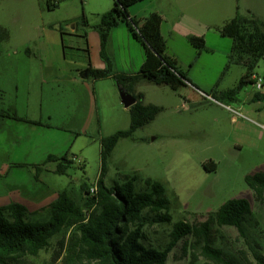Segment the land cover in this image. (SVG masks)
<instances>
[{
	"label": "rangeland",
	"instance_id": "374dc122",
	"mask_svg": "<svg viewBox=\"0 0 264 264\" xmlns=\"http://www.w3.org/2000/svg\"><path fill=\"white\" fill-rule=\"evenodd\" d=\"M80 1L92 23L109 10L111 2L55 0L49 11L47 0H0V27L9 33L8 39L0 38V205L19 202L31 218L46 219L47 205L63 190L83 207L99 175L101 137L130 124L129 111L112 78L96 80L93 85L87 79L90 88L84 89L86 80L79 73L87 60L75 50L83 43L79 36L65 35L73 49H66L64 56L59 27L68 24L71 29L79 22ZM209 2L213 7L207 10L197 0L190 12L212 22L215 31L234 14L236 6L240 13L250 11L264 22V0ZM240 70L244 68L234 66L227 79L231 81ZM263 71L260 60L255 73ZM140 84L145 103L168 107L138 128L132 138L118 141L108 161L105 184L138 175L137 189L145 187L146 178L165 188L171 220L162 222L149 213V224L143 228L144 241L160 249L170 243L178 221L197 227L209 221L206 237L186 236L187 242H177L165 264H257L256 256H264V193L257 197L244 177L264 170V107L262 102L251 101L255 92L264 93V85L257 90L255 84L247 83L236 101L222 105L199 98L182 106L183 89L175 92L166 85ZM50 155L57 159L47 161ZM209 160L217 164L213 172L203 167ZM57 168L64 173L57 174ZM233 198H244L250 204L241 231L218 225L210 216ZM78 242L77 227L65 228L37 255L25 256L21 264H65L68 245ZM205 245L220 249L225 263L215 261ZM79 264L96 263L82 260Z\"/></svg>",
	"mask_w": 264,
	"mask_h": 264
},
{
	"label": "trees",
	"instance_id": "16d2710c",
	"mask_svg": "<svg viewBox=\"0 0 264 264\" xmlns=\"http://www.w3.org/2000/svg\"><path fill=\"white\" fill-rule=\"evenodd\" d=\"M110 10L100 15L99 22L90 25L85 15L81 16L79 24L82 27L93 28L99 36L100 58L105 63L102 69H85L88 78L93 81L112 78L119 90L131 94L135 103L128 107L130 124L126 129L116 130L112 134L100 139V171L95 189L91 197H86L83 207L75 203L66 190L60 192L47 205V218H31L27 208L19 202L0 205V264H21L25 256H35L49 245V240L65 228L76 226L79 231V242L68 245L63 259L65 264H79L82 260L96 264H165L168 253L177 242L186 243V236H207L209 221L199 225H189L184 221L175 223L171 232V241L159 248L145 242L143 228L149 224V213L159 221H170L169 200L165 188L151 178L144 179L145 187L137 189L134 182L137 176H126L122 182L114 181L105 184L108 173V161L113 149L120 139L132 138L133 133L140 127L152 121L164 107L152 103H144V95L135 91L140 81H147L157 85H166L178 92L188 84H192L186 74L179 68L177 62L166 52V42L161 34L162 17L158 13H151L142 23L129 17L128 9L144 0H112ZM47 7L52 4L48 1ZM120 23H126L145 47L146 57L140 69L135 73H123L114 68L113 58L108 51L110 33ZM135 26V28H133ZM62 47L73 49L65 42L68 33L59 27ZM222 36L231 39V47L227 62L222 72L223 77L231 65H240L244 73L238 82L227 90H219L218 83L208 92L202 91L213 100L226 103L235 101L240 89L247 83L254 84L253 75L260 60L264 61V22L250 11L242 14L236 6L235 14L220 28ZM81 37L85 41L83 48H75L89 61L90 50L86 42V31L83 29ZM0 38L8 39L7 29L0 27ZM189 42L200 53L206 48L202 36L190 35ZM66 57V56H65ZM264 85V71L261 74ZM252 102H262L264 107V93L255 92ZM17 120H24L14 116ZM63 158V157H62ZM56 160L50 155L47 161ZM59 159V158H58ZM208 172H213L217 164L213 160L203 163ZM63 174L62 169L55 170ZM246 185L254 191L257 197L264 193V170L247 174L244 177ZM83 188V187H82ZM250 213V204L244 198L229 199L210 214L218 225L234 226L241 231V224L245 215ZM200 234V235H199ZM77 236V233L75 234ZM205 249L219 263H225L222 251L205 245ZM257 264H264V256H256ZM231 264V263H225Z\"/></svg>",
	"mask_w": 264,
	"mask_h": 264
},
{
	"label": "crops",
	"instance_id": "0c3cea01",
	"mask_svg": "<svg viewBox=\"0 0 264 264\" xmlns=\"http://www.w3.org/2000/svg\"><path fill=\"white\" fill-rule=\"evenodd\" d=\"M48 1L52 4V7L51 9L47 7V9L52 11L56 5L55 0H47V2ZM110 1L112 3L109 2V4H107V10H110L113 6V1ZM82 3L83 2L80 1V19L82 15H85ZM193 3L197 4V0L195 2L194 0H144L132 5L128 9L129 17L139 23L144 22V20L151 13L156 12L161 15L162 22L160 25V31L166 42V52L177 62L179 68L186 74L187 78L192 83L184 87L183 90L181 89L182 92L186 93L184 95L180 94V97L183 100L182 106L186 103L192 102L193 99L200 98L210 100L209 98L211 97L204 95L202 91L208 92L218 81L219 90L232 88L244 73V71L242 72V70H240V72L235 74L234 77H232V80L229 81V79H227L229 72L232 71L234 66H240L231 65L227 74L220 79L227 62L231 41L222 39L224 36H222L218 30L215 31L213 29L212 22L205 20L204 18H200L197 15H193L190 12ZM202 7L209 10V8L211 9L213 7V4L210 3L209 0H202ZM101 14L98 15V19H100ZM234 14L224 19L223 24L232 18ZM98 22L92 23L89 21L90 25ZM69 24L71 23L69 22ZM66 27L64 30L69 34V36H79L83 40V43H81L80 46H76L77 48L84 47L85 41L81 35L83 29L86 31V42L88 45L90 44L91 47H89V61L83 64V69L89 65L96 69L104 68L105 63L100 58L99 54L100 44L98 33L91 27H82L79 22H74L71 29L68 28V24ZM133 28H135V26ZM94 32L97 36L94 35ZM132 33V29L126 23H120L118 26L114 27L110 33L108 51L113 58L114 68L119 72L135 73L140 69L145 61V47L136 37H134ZM190 35L202 36L205 40L206 48L200 53H197L196 48L188 40ZM210 35L212 39L211 42L208 40V36ZM96 58L98 60H96ZM94 61L97 63L96 66L93 65ZM83 80H86L83 83L84 89H89L90 84L87 83V78ZM91 82L93 85L94 81ZM142 82L143 81H140L136 84L135 91L137 93L141 92L144 95L143 101H145L146 94L142 91L140 84ZM147 103L152 102H146V104ZM216 103L221 104V102L218 101ZM160 106L164 107V110L168 107L164 104H160ZM228 107L229 106H226V108L230 110ZM126 109L128 110V108ZM232 119L235 120L234 117Z\"/></svg>",
	"mask_w": 264,
	"mask_h": 264
},
{
	"label": "water",
	"instance_id": "95a60500",
	"mask_svg": "<svg viewBox=\"0 0 264 264\" xmlns=\"http://www.w3.org/2000/svg\"><path fill=\"white\" fill-rule=\"evenodd\" d=\"M79 75L83 79L88 78V72H87L86 69L81 71L79 73ZM119 91H120L119 95H120L121 102H122V104L124 105L125 108H128V107H130L131 105H133L135 103V98L131 94L126 93L123 90H119Z\"/></svg>",
	"mask_w": 264,
	"mask_h": 264
},
{
	"label": "built area",
	"instance_id": "2783aa9c",
	"mask_svg": "<svg viewBox=\"0 0 264 264\" xmlns=\"http://www.w3.org/2000/svg\"><path fill=\"white\" fill-rule=\"evenodd\" d=\"M253 79L255 80V83L254 84L256 86V89L257 90H260L261 87H262V85H263V78H262V76L261 75H253ZM230 110L233 112V114L238 115V116H241V114L238 111H234L232 109H230Z\"/></svg>",
	"mask_w": 264,
	"mask_h": 264
}]
</instances>
